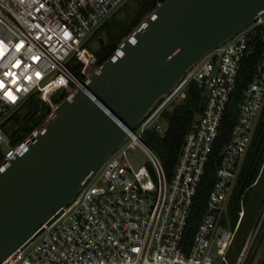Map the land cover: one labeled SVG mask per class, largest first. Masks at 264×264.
Returning a JSON list of instances; mask_svg holds the SVG:
<instances>
[{"label":"built area","instance_id":"2783aa9c","mask_svg":"<svg viewBox=\"0 0 264 264\" xmlns=\"http://www.w3.org/2000/svg\"><path fill=\"white\" fill-rule=\"evenodd\" d=\"M127 1L0 0L2 164L24 143L12 147L5 129L8 119L34 95L51 107L52 117L60 106L53 103L54 96H68L88 82L98 67L90 41ZM255 56L258 64L223 148L206 211L187 245L194 202L239 74L244 62ZM76 67L81 80L74 73ZM192 86L202 90L204 108L192 123L168 179L141 136L165 137L167 115L187 105ZM263 108L264 13L193 66L134 134L100 164L76 199L2 264H231L229 254L241 222L235 229L220 223ZM137 147L149 158L152 171L130 160L129 152ZM248 255L245 248L235 264H245Z\"/></svg>","mask_w":264,"mask_h":264},{"label":"water","instance_id":"95a60500","mask_svg":"<svg viewBox=\"0 0 264 264\" xmlns=\"http://www.w3.org/2000/svg\"><path fill=\"white\" fill-rule=\"evenodd\" d=\"M264 0H167L0 166V264L81 193L186 73Z\"/></svg>","mask_w":264,"mask_h":264},{"label":"trees","instance_id":"16d2710c","mask_svg":"<svg viewBox=\"0 0 264 264\" xmlns=\"http://www.w3.org/2000/svg\"><path fill=\"white\" fill-rule=\"evenodd\" d=\"M165 1L167 0H128L120 7L99 28L90 41V43H93L94 39L97 37H103L105 41L101 48L95 50L91 48L98 59V66L101 67L105 64L116 53L122 42L141 26L144 19L150 15L159 4ZM257 64L258 56L247 59L239 74L233 100L228 107L222 124L220 138L216 144L214 154L206 170L205 178L194 202L192 215L186 232L187 245L191 244L206 211L209 195L216 181V172L220 166L223 148L230 140L232 129L238 117V110L242 103L243 93L252 80ZM79 70L80 67L74 68V73L77 78L80 77ZM66 97L67 95L65 94L54 96L53 103L59 105ZM203 105L204 97L202 95V90L197 86H192L189 92V101L187 105L184 107H176L172 113L167 115L169 129L165 137L159 138L153 133L147 134L148 137L158 145L156 147L158 159L168 179L171 178L174 172L184 139L194 120L202 113L204 108ZM51 112L52 109L49 105L43 103L42 100L38 99L35 95L31 96L25 105L17 110L7 121V123L10 121L14 122L17 127L16 139L14 142L11 141L12 147L16 148L22 144L45 122ZM4 159L5 154L2 152L0 154V165L3 163ZM262 178H264V108L256 123L250 148L240 167L238 178L228 202L227 217L223 215L221 220L220 224L222 227L235 229L239 220L241 203L245 202L250 191L260 184ZM237 235L239 236V234ZM262 239L263 237L261 236L259 243L262 242ZM230 256L231 251L229 257ZM253 260L254 256H252L246 264H252ZM260 264H264V259Z\"/></svg>","mask_w":264,"mask_h":264},{"label":"rangeland","instance_id":"374dc122","mask_svg":"<svg viewBox=\"0 0 264 264\" xmlns=\"http://www.w3.org/2000/svg\"><path fill=\"white\" fill-rule=\"evenodd\" d=\"M89 47L93 50L96 49V46H93L92 43L89 44ZM50 115L48 116V118L50 117ZM40 127L38 129H40ZM16 132L17 127L14 122L10 121L6 123L7 136L13 142L16 139ZM158 137L163 138L162 136ZM141 142L158 158L156 148L158 145L156 144V142L152 141L147 134L141 136ZM4 150L5 145H0V154L4 152ZM129 157L135 166L147 165V167L152 171L151 162L140 147L131 150L129 152ZM225 211L226 212L224 215H226L227 217L228 204ZM239 223L241 226L238 232L239 236L237 235L238 238L235 240V244L231 249V256L229 257L231 264L236 263L239 255L244 251L245 248L249 249V255L246 263L252 256H254L252 264H260L264 259V178H262L258 186L254 187L250 191L245 202L241 203V211L239 213V220L237 225ZM227 228L232 229L230 227ZM261 236L263 237V239L262 242L259 243V239L261 238Z\"/></svg>","mask_w":264,"mask_h":264},{"label":"flooded vegetation","instance_id":"af4514ba","mask_svg":"<svg viewBox=\"0 0 264 264\" xmlns=\"http://www.w3.org/2000/svg\"><path fill=\"white\" fill-rule=\"evenodd\" d=\"M104 38L103 37H97L96 39H94L93 41V46H96V49L101 48L104 45Z\"/></svg>","mask_w":264,"mask_h":264},{"label":"snow or ice","instance_id":"6c2138e0","mask_svg":"<svg viewBox=\"0 0 264 264\" xmlns=\"http://www.w3.org/2000/svg\"><path fill=\"white\" fill-rule=\"evenodd\" d=\"M0 86H2V85H0ZM9 95H11V94L9 93Z\"/></svg>","mask_w":264,"mask_h":264}]
</instances>
